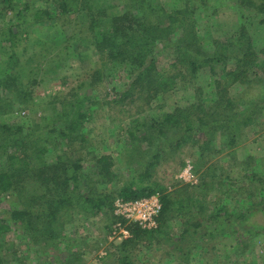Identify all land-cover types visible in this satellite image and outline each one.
Listing matches in <instances>:
<instances>
[{
  "label": "rangeland",
  "instance_id": "rangeland-1",
  "mask_svg": "<svg viewBox=\"0 0 264 264\" xmlns=\"http://www.w3.org/2000/svg\"><path fill=\"white\" fill-rule=\"evenodd\" d=\"M57 1L0 0V38L8 25L18 24L14 27L17 36L11 43L0 39V75L13 50L17 55H27V58L37 61L34 54H38L40 48L34 40L52 43L51 47L58 52L56 59L64 58L66 62L56 74L49 77L41 75L37 82L29 83L25 96L21 98L23 101L0 89L2 95L13 101L9 112L0 113V122L20 125L23 135L29 132L28 126L37 124V137L53 136L52 140L47 138L42 142L47 149L44 158L51 161L64 148L53 140L55 134L48 130L61 126V118L67 110L63 102L84 97L83 109L89 110L91 115L82 129L86 140L83 144L74 142L70 156L82 158V171L85 173L90 169L92 172L95 156H110L116 175L101 189L110 191L115 198L116 188L131 175L125 158L131 121L158 116L202 100L208 112L214 113L212 118L229 120L232 116H239L240 124L246 117L249 121L239 126L237 134L233 121L229 120L227 127L220 126V121H214L213 126H218L211 131L209 148L202 158L189 141L167 150L151 171V179L164 189L157 192L160 197L177 195L181 202L185 201L186 195L201 199L206 212L200 222H203L206 232L222 222L218 227L220 230L223 222L226 223L222 215L205 221L208 214L216 215L218 207L225 206L233 215L251 203L259 202L256 187L261 184L259 180L264 181V0H250L252 7L243 4V0H146L159 9L158 14L151 13L152 16L156 14L152 22L157 28V36H154L157 39L151 47L156 51L157 67L164 71L170 69L177 55L175 45L178 42L201 65L193 81L175 80L170 90L159 93L150 103L126 100L118 104H110V100L119 97L118 92L121 93L129 83L127 67H117L108 76L96 73L99 55L90 43L92 33L87 27L89 15L93 13L97 24L108 28L110 17L122 15L129 0H68L70 11L67 13L59 11ZM42 9H47L50 15L41 16L37 21L34 12ZM172 13L179 20L171 23L168 16ZM180 23L187 25L188 29H196V34H188L187 26L182 34L178 30L181 29L178 27ZM242 28L246 35L242 40L244 48L247 43L252 45L256 61L245 67L241 81L224 79L221 83L225 91L223 95L217 94L215 81L221 79L223 68L231 69L236 65V58L242 59L243 46L239 40ZM180 34L181 42L178 41ZM215 54L223 57V61L202 63ZM224 97L232 99V103L225 108L211 109L214 102L225 101ZM211 117L207 120L210 121ZM230 131L234 132L232 145L227 143ZM2 164L0 155V167ZM202 182H209V186ZM28 190L31 194L37 193L38 184L28 183ZM27 204L28 201L23 203L14 192L0 193V225L3 226L0 230L1 264H122L119 244L126 240L127 260L134 264H264V235L251 236L247 231L232 234V219L222 232L212 238L196 239L193 244L197 245L180 255L175 250L174 241H180L179 235L191 215L179 207V203L170 206L163 224L158 225L160 232L146 230L148 233L136 242H130L132 234L127 239L113 235L116 219L112 208L103 206L91 216L76 213L71 221L63 224L64 238L57 249L47 248L42 252L32 246L18 225L9 219L12 210ZM191 213L194 215L195 210ZM3 221H7V230ZM248 223H263L261 214L256 213ZM130 238L132 240H128Z\"/></svg>",
  "mask_w": 264,
  "mask_h": 264
},
{
  "label": "trees",
  "instance_id": "trees-1",
  "mask_svg": "<svg viewBox=\"0 0 264 264\" xmlns=\"http://www.w3.org/2000/svg\"><path fill=\"white\" fill-rule=\"evenodd\" d=\"M251 2L250 0H243V4L247 3L252 7ZM82 3L86 4L85 1ZM57 4L62 13L70 11L68 0H58ZM151 5L152 3L146 0H129L128 7L122 15L110 17L111 22L106 29L97 24V20L94 18L95 14L90 13L91 15H89L87 28L91 29L92 33L90 43L99 55V68L95 72L106 73L108 76L117 67L126 66L127 77L130 76L129 83L121 93L118 92L119 97L110 100V104L124 103L126 100L131 103L136 100H145L146 103H150L159 93L170 90L175 80L193 81L200 68V61L193 54H189L190 51L179 42L175 45L177 55L174 56L170 69L164 71L157 67L156 51L152 50L151 43L157 39L154 37L157 36L155 34L157 28L152 21L159 9ZM153 12H156L154 16L151 15ZM177 12L181 13V11ZM45 15L48 17L50 15L47 9L35 10L34 19L40 21L41 16ZM168 18L171 23L179 20L174 13ZM183 24L180 23L178 26L181 28L178 30L182 31V34L186 29L188 34H196V29L194 30L193 27L188 29L187 25H185L187 26L185 29ZM17 25H8L0 39L11 43L13 38L15 39L17 36L16 30H14ZM239 36L243 46L242 59L236 58V65L235 67L232 66L231 69L223 68L221 79L215 81L217 94L223 95L225 91L221 83L224 79L227 81L229 78L231 82L241 81L245 67H249L256 61L254 51L251 48L252 45L247 43L244 48L242 40L246 38V35L243 28L240 30ZM178 41H182L181 34ZM35 43L40 48L39 53L34 54L38 57L36 62L32 58H27V55H17L13 50L0 75V89L18 97L19 100L25 96L29 83L37 82L36 79L41 75L49 77L56 74L66 64L64 58L56 59L58 52L51 47L50 44L52 43L34 40ZM13 45L11 44L14 48ZM40 59L42 60L40 61ZM204 61L208 63L220 62L223 61V57L215 54L204 59L202 63ZM97 76L100 78L101 74ZM224 100L214 102L211 109L225 108L232 103V99L228 100L227 97H224ZM84 101V97H75L62 103L63 107H67V110L61 118V126L49 129L48 132L55 134L53 140L64 149L63 152L57 153L54 160L51 161L44 158L47 149L42 146V142L47 138L52 140L53 136L37 137L35 135L38 129L37 124L28 126L29 132L23 135L20 125L0 122V155L3 159V164L0 167V193L11 191L23 203L28 201V207L24 205L22 208L12 210L9 219L18 225L24 236L26 235L29 239L30 244L42 252H46L45 249L47 248L57 249L60 241L64 238V232L61 231L63 224L71 221L74 214L91 216L103 206L112 208L116 197L131 200L164 190L155 180L151 179V171L167 150L175 149V147L184 145L189 141L196 149L198 156L202 158L209 148L210 133L212 130L215 131L218 126H213L214 121H220L219 124L222 127L228 125L229 120L233 121L236 134L239 126L241 127L249 121V118L246 117L240 124L238 122L239 116L235 118L232 116L229 120L221 117L212 118L214 113L208 112V108L204 106L202 100L188 104L185 108H174L171 112L158 116L152 115L131 121L127 130L129 140L125 152L126 156L124 154L131 175L123 180L121 186L116 188V197L113 198L114 195L110 191L101 189L111 182L116 175L112 168L113 161L110 156H95L93 158V170L91 172L90 169L89 173L82 171V158H71L70 156L69 151L73 143L78 141L83 144L86 140V133L82 129L91 115L89 110L83 109ZM12 102L11 99L0 93V113L9 112ZM209 117H211L210 121L207 120ZM221 119L224 120L221 122ZM229 133L230 137L227 143L232 145L235 141L233 139L234 132L230 131ZM137 168L140 170L137 171ZM259 182L261 184L256 187V196L259 198V202L251 203L233 215L229 214L225 206H221L216 209V215L212 213L206 216L205 221L208 222L222 215L226 223L223 222L224 226L220 230L218 227L222 222L217 224L215 229L206 232L202 225L203 222H200L201 218L205 216V205L202 204L201 199L191 198L190 195L183 198L184 202H181V198L177 195L165 194L161 196L162 209L158 217V225L163 224L165 214L168 213L170 206L174 203H179V207L183 210L186 209L187 213L191 215L186 223L187 226L179 235L180 241H174L175 250L180 255H183L185 250H191L195 247L197 244L193 243L196 239L205 236L212 238L217 233L222 232L226 225L231 223L229 219L233 221L232 234L235 232L237 235L247 231L251 236L264 235V181L259 180ZM28 183L38 184L37 193L28 192ZM97 184L103 187L99 186V188L96 186ZM202 184L209 186V182L208 184L202 182ZM251 195L254 197L253 194ZM191 210H195L194 215ZM256 213L261 214L263 223H248ZM6 223L5 229L7 230L8 225ZM2 227L0 225V230L3 229ZM130 229L133 237V240L128 239L132 240L130 242L142 240L143 235L147 232L136 225L130 226ZM155 232H160V228L155 229ZM126 241L119 244L120 262L122 264H134L127 260L125 247H128V242ZM180 242H186V244Z\"/></svg>",
  "mask_w": 264,
  "mask_h": 264
},
{
  "label": "built area",
  "instance_id": "built-area-1",
  "mask_svg": "<svg viewBox=\"0 0 264 264\" xmlns=\"http://www.w3.org/2000/svg\"><path fill=\"white\" fill-rule=\"evenodd\" d=\"M161 209V197L158 192L131 200L116 198L112 206L116 219L113 235L122 239L131 237L132 225L142 230L156 229Z\"/></svg>",
  "mask_w": 264,
  "mask_h": 264
}]
</instances>
